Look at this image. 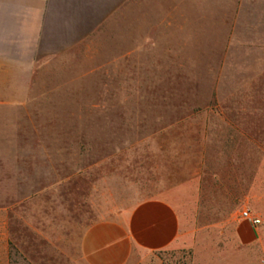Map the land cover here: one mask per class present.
I'll return each mask as SVG.
<instances>
[{"label": "crops", "instance_id": "0c3cea01", "mask_svg": "<svg viewBox=\"0 0 264 264\" xmlns=\"http://www.w3.org/2000/svg\"><path fill=\"white\" fill-rule=\"evenodd\" d=\"M262 41L264 0H0V123L27 106L111 107L112 117L118 116L113 122L158 123L139 138L173 137L174 169L190 172L172 191L149 192L83 224L76 262L161 264L160 256L187 250L190 264H264L263 164L225 161L224 145L216 142L221 134L210 128L206 114L231 43ZM56 75L74 76L62 79L58 89L106 90L109 101L56 99ZM13 136L0 130V140ZM158 151L169 153L163 144ZM224 170L254 173L249 180L239 173L227 186L218 174ZM205 171L221 182L220 194L205 197L208 203H246L243 208L260 224L240 220L237 207L223 205L222 227L208 223L188 232L180 204L204 199L199 192ZM219 211L208 207V218ZM10 218L0 209V264H10ZM31 230L56 241L54 233ZM216 233L222 238L215 240ZM65 238L69 244L70 228L57 241Z\"/></svg>", "mask_w": 264, "mask_h": 264}, {"label": "rangeland", "instance_id": "374dc122", "mask_svg": "<svg viewBox=\"0 0 264 264\" xmlns=\"http://www.w3.org/2000/svg\"><path fill=\"white\" fill-rule=\"evenodd\" d=\"M230 46L213 105L206 112L208 125L221 134L216 142L224 145L225 161L240 158L248 165L260 162L264 180V41L232 42ZM72 77L56 75V99L81 96L77 101L82 104L83 96L91 103L107 96L109 101L111 92L106 90L58 89L64 86L61 81ZM68 100L65 102L69 104ZM112 109L27 106L8 113L6 123H0V130L17 135L0 140V209H6L11 217L10 264H80L76 262V243L83 224L126 206L128 200L158 189L172 191L176 184L186 182L190 172L175 170L172 163L178 158L169 152L177 142L173 137L141 140L139 136L158 123L113 122L118 116L112 117ZM162 144L167 147V155L158 151ZM204 173L199 192L204 199L180 204L188 232L206 228L208 223L222 227L223 205L237 207V218L248 206L208 203L205 197L220 194L221 182L211 178L214 172ZM239 173L249 180L254 172L218 171L227 186ZM212 205L220 208V214L216 212L209 219L208 207ZM31 227L54 233L50 236L56 241L48 243ZM67 228L71 230L70 243L66 238L57 241L59 232ZM200 236L204 241L210 238L206 229L200 231ZM214 236L215 240L222 238L219 233ZM191 239L188 234L187 242ZM217 245L222 246L221 241H216ZM189 256L190 252L184 250L181 254H164L160 259L161 264H190Z\"/></svg>", "mask_w": 264, "mask_h": 264}, {"label": "built area", "instance_id": "2783aa9c", "mask_svg": "<svg viewBox=\"0 0 264 264\" xmlns=\"http://www.w3.org/2000/svg\"><path fill=\"white\" fill-rule=\"evenodd\" d=\"M239 219L240 220H243V221H248L250 222L251 225L253 226H257L260 224V220L258 218H256L255 216H253L250 211L246 208H243L241 211H240V214H239Z\"/></svg>", "mask_w": 264, "mask_h": 264}]
</instances>
